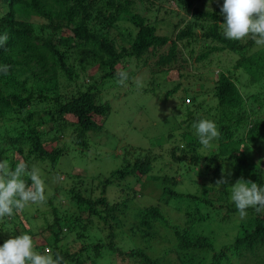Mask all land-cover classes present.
Returning <instances> with one entry per match:
<instances>
[{"label":"trees","instance_id":"1","mask_svg":"<svg viewBox=\"0 0 264 264\" xmlns=\"http://www.w3.org/2000/svg\"><path fill=\"white\" fill-rule=\"evenodd\" d=\"M159 1L174 2L191 13L184 26V20L176 24L172 36L159 33L157 25L133 7L138 0H0V35H8L6 43L0 46V66H9L7 75L0 72V160H7L13 169L18 163L17 155L28 166L33 158L49 160L54 166L65 148L55 146L49 150L46 144L56 142L58 134L65 133L73 134L75 142L86 148L88 133L102 129V120L111 111L110 102L99 98L100 87L118 78L119 71L128 72L131 78L134 73L127 69L133 66H148L153 77L174 68L182 75L180 67L191 66L184 50L194 43L198 27L203 30L202 36L214 44L208 45L196 61L202 62L211 53L224 50L238 54L239 58L233 70H220L212 77L213 88L208 92L212 90V102H215L213 108L207 109V115L199 113L206 101L199 98L201 92L189 96L192 89L180 81L168 89V96L179 94L180 105L186 110L183 123L188 125L184 143L170 144L169 152L161 155L186 167L185 171L191 173L190 182H201L204 191L216 189L218 195L208 198L168 187L164 191L165 203L168 205L170 201L167 198L177 196L188 197L212 210L221 211L227 205L225 216L229 220L232 212L238 213L226 199L235 184L230 181L231 175L235 180L252 179L264 187L263 156H256L264 149V45H256L251 37L227 39L221 25L222 5L206 9L200 6V0ZM155 2L147 0L149 5ZM30 16L40 17L44 22L34 23L27 19ZM120 20L130 23L122 30L126 34L122 40L112 30ZM94 68L96 76L89 74ZM209 75L214 73L208 72ZM86 76L92 81L86 82ZM195 87L201 89L199 82ZM201 119L213 121L220 132L219 139L210 142L211 150L206 152L199 150L203 145L191 129ZM172 137L174 133H169L168 138ZM158 158L156 154L141 153L133 160L126 159L100 179L96 185L99 194L94 195V190L89 188L81 190L78 185L66 190L70 194L66 203L62 198L56 203L53 194L47 200L52 212H41L42 231H38L37 220L33 222L27 215L29 204L22 212L14 210L12 217L0 219V246L8 239L4 230L11 226L14 235L22 227L32 236L34 251L43 254L50 246L53 258L59 254L64 264H120L118 259L128 261L122 264H233V257L241 261L237 264H264V214H257L251 207L246 209L245 218L236 219L240 228L236 239L218 247L214 236L200 233L194 227L198 220L209 217L211 211L202 214L197 206L187 211L190 225L181 226L159 222L165 221L160 203L142 205L137 208V214L134 212L138 222L131 227L133 235L140 234L141 238L150 240L157 235V226L166 225L171 233H167L168 240H174L176 248L152 256L149 246H121L118 232L125 224L123 216L132 210L130 203L143 189L136 184L148 176L159 177L152 170ZM222 170L228 183L216 185ZM132 177L137 194L128 187ZM24 179L31 184L28 177ZM110 186L119 188L120 192L113 201L107 196ZM94 222L103 235L90 232V224ZM63 229L70 231L63 233ZM70 233L82 243L75 251L61 242Z\"/></svg>","mask_w":264,"mask_h":264},{"label":"rangeland","instance_id":"2","mask_svg":"<svg viewBox=\"0 0 264 264\" xmlns=\"http://www.w3.org/2000/svg\"><path fill=\"white\" fill-rule=\"evenodd\" d=\"M223 2L224 0H200V6L208 9L217 5H222ZM133 7L147 15V17L157 25L158 31L161 34L172 36L176 31L175 27L179 21L184 20L182 21V25L184 26V24L191 19V13L179 8L174 2H160L156 0L155 5H149L147 4V0H138V4ZM27 19L37 24L44 22L42 18L36 16H30L27 17ZM118 23L119 25L112 30L114 34L122 40L126 38V34L122 33V30L129 26L130 23L126 20H120ZM196 30L197 40L194 39V43L184 50L185 56L189 59L191 66L187 68L180 67L182 75L179 76L175 68L165 73L159 72L154 77L148 66H138L140 68H135V66H133L127 69V71H133L134 75L129 78L125 85H120L117 82L118 78L115 77L107 82L104 87H100L101 95H99V98L102 101L110 102L111 111L105 120H102L104 121L102 129L92 130L88 133L89 145L86 148H83L75 142L76 137L73 134L68 136L66 133L65 135L58 134L56 142H47L46 144L49 150H52L55 146L65 148L57 164L53 166L48 162L49 160L46 159L33 158L30 160L29 168L33 165L36 166L40 170L41 178L45 182L46 202L36 204L29 203L31 208L29 206L27 208V215L33 222L37 220V225H39L38 231L44 229V221L42 220L41 212H52L50 211L52 206L47 200L53 196V194H55L56 203L59 202L61 198L63 203H66L67 198L70 199V194L66 190L71 189L75 185L81 187V190L85 188L94 190V195L99 194L100 191L97 190L96 185L99 184L100 179L105 178L112 170L124 164L126 159L133 160L141 153L156 154L159 156L152 168L159 177L157 179H151L146 175L148 176V179L145 177L147 180L143 179L136 184H140L143 189L139 193L140 195L132 200V205L130 203V210H132L127 213V216H123L125 224L122 228L123 230L118 232V241L121 246H149V253L152 256L163 255L166 252H172L176 248L174 240H168L169 234L167 233H170V227L162 224L168 221L170 224H179L181 226H185L186 224L190 225V223H188V216L186 215L187 211L199 205L188 197L177 196L167 198L170 200L167 205V203H165L167 197V193H164L165 188L169 187L184 193H199L208 198H214L216 194L218 195L216 189H212L210 192L204 191V185H202L201 182L196 183L192 180L190 182L189 174L191 173L185 171L186 167L179 165L177 162H170L172 159L167 158L166 155H161L169 152L170 144L179 146L181 143H184V131L187 130L186 125H188L187 122L183 123L186 110L180 105L181 101L179 102V94L168 96V89H172L180 81L185 87L188 85L189 88L192 89L189 96L193 95L195 92H201L199 98L206 101H204V106L200 108L199 113L207 115V109L211 106L213 108V102H215H212V90L208 92L210 87L211 89L213 88L215 78L212 77H215L220 70H233L239 58L238 54L230 50H224L211 53L208 58L202 62L196 61L195 58L208 45L214 44L212 40L202 36L203 30L198 27ZM191 51L193 54L190 53ZM208 72L209 74L213 72L214 75L207 76ZM89 74H94V76L98 75L95 68L90 69ZM84 80L86 82L92 81L88 76H86ZM137 80L141 85L139 87L137 86ZM198 82L199 85H201V89L195 87ZM210 83H212V86L208 85ZM184 90L185 89L182 91ZM191 129L196 132L194 127H191ZM169 133H174V137L169 139ZM187 136L192 137L191 135ZM199 150L206 152L211 150V147L203 146ZM261 152H257L256 156H258V154L263 156L262 162L264 166V149H262ZM16 158L18 162L21 159L23 160V157L20 155H17ZM132 178L133 181L128 187H130V191L137 194L135 177ZM130 179L128 178V180ZM238 179L240 178L235 180L232 175L230 176V181L232 182H236ZM199 181L201 180L199 179ZM164 182L167 184H164ZM257 184L260 186L259 183ZM122 186L124 187L125 185ZM133 188H135L136 191ZM118 190L119 188L115 186L109 187L107 196L110 200L113 201L120 196ZM230 197L231 194L229 197L226 196L227 202L230 206L232 205V208H236ZM158 198L161 199L158 200ZM215 201H217V199ZM152 203L161 204L162 215L165 221H159L162 224L157 226V235L150 240H146L141 238L142 236L140 234L133 235L131 227L138 222V219L134 216V212L137 208ZM200 204H203V202ZM199 207L200 213L202 214L209 213L208 211L211 212L209 213V217L204 220H198L194 224L198 232L212 237L214 236L215 245L218 247L232 243L236 239L240 231V228L236 224V219L239 218L238 213L232 212L228 220L225 216V214H227V205L221 211L219 209L212 210L211 207L205 205ZM260 213L264 214V211ZM90 226L91 233L97 232L98 235H103L98 231L96 222L91 223ZM9 227L10 228L7 230H4V234L8 239L11 236L15 237L21 234H28L25 229H22V227L20 229L19 227L18 234L14 235L13 229L11 226ZM32 227L34 228V225H32ZM63 230V233H68L70 231V229ZM33 242H35L34 239ZM61 242L63 244L67 243V247L72 251L79 249L82 245L80 240L73 239L71 233L69 234V238L63 239ZM45 249H51V247L49 246ZM231 261H233V264L241 262L237 257H233ZM118 262L120 264L128 263V261L123 262L121 259H118Z\"/></svg>","mask_w":264,"mask_h":264},{"label":"clouds","instance_id":"3","mask_svg":"<svg viewBox=\"0 0 264 264\" xmlns=\"http://www.w3.org/2000/svg\"><path fill=\"white\" fill-rule=\"evenodd\" d=\"M223 34L229 40H242L251 37L256 45H264V0H224L221 6ZM8 40L7 33L0 35V46ZM8 65L0 66V72L7 75ZM120 85L129 80L126 71L116 73ZM137 86H141L137 80ZM199 143L208 146L220 137L216 124L208 119H201L193 124ZM227 175H231L228 173ZM24 177L31 181L29 185ZM228 180L222 170V176L216 185L227 184ZM231 189V201L234 203L241 219L247 216L246 209L254 208L257 213L264 211V187L251 180L238 179ZM45 182L36 166L29 168L24 160H19L11 168L7 160H0V219L12 217L22 212L29 203H45ZM0 264H64L63 257L55 258L51 249L44 253L34 251L32 236L21 234L7 239L0 246Z\"/></svg>","mask_w":264,"mask_h":264}]
</instances>
